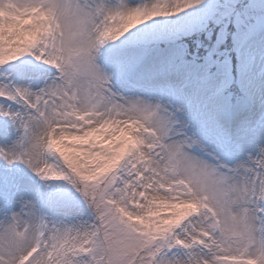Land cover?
<instances>
[{"label": "snow or ice", "instance_id": "6c2138e0", "mask_svg": "<svg viewBox=\"0 0 264 264\" xmlns=\"http://www.w3.org/2000/svg\"><path fill=\"white\" fill-rule=\"evenodd\" d=\"M0 264H264V0H0Z\"/></svg>", "mask_w": 264, "mask_h": 264}]
</instances>
